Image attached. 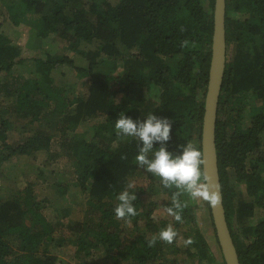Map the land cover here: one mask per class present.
I'll list each match as a JSON object with an SVG mask.
<instances>
[{
  "label": "trees",
  "instance_id": "trees-1",
  "mask_svg": "<svg viewBox=\"0 0 264 264\" xmlns=\"http://www.w3.org/2000/svg\"><path fill=\"white\" fill-rule=\"evenodd\" d=\"M5 2L9 16L8 24L0 23V162L41 152L50 157L54 133H64L61 147L75 163L78 194L90 199L82 210L80 232L70 240L76 262L69 264L98 259L113 264H226L222 252L218 261L199 227L197 201L186 194L180 197L187 203L183 223L172 216L158 219L155 213L171 206L176 189L163 187L159 177L140 169L135 157L142 143L115 129L121 113L135 121L155 114L172 123L171 139L164 146L173 155L182 154L181 146L187 143L203 152L216 0H210V14L203 0ZM25 24L35 29L39 50L31 58L36 70L30 78L15 72L30 59L1 30ZM227 35L229 50L231 42L235 47L227 63L217 124L222 189L241 263L264 264V0H227ZM250 42L257 46V67L248 70ZM58 71L65 79L69 71L82 81L87 95L58 85ZM248 99L252 106L246 122L241 113ZM11 116L29 119L33 129L37 124L36 132L29 128L10 142ZM88 120L89 133L80 135L79 128ZM159 147L154 144V149ZM143 171L148 183H138L136 176ZM133 182L135 188L129 191L136 192L137 215L126 223L116 218L114 208L118 195ZM149 192L162 198L147 202ZM49 201L40 198L32 184L21 185L16 193L0 186V264H60L50 252L64 244L60 233L68 216L62 213L51 220L44 212ZM204 206L215 229L211 207L207 202ZM61 209L70 215L68 207ZM258 209L262 214L252 224ZM169 224L179 234L177 241L169 245L157 240L148 247L146 239ZM126 225L131 232H125ZM183 236L194 243L180 245Z\"/></svg>",
  "mask_w": 264,
  "mask_h": 264
},
{
  "label": "rangeland",
  "instance_id": "rangeland-1",
  "mask_svg": "<svg viewBox=\"0 0 264 264\" xmlns=\"http://www.w3.org/2000/svg\"><path fill=\"white\" fill-rule=\"evenodd\" d=\"M1 4V1H0ZM204 7L207 13L212 12L210 0H203ZM5 4L0 6V14H4V17H8L9 13L5 10ZM4 10V11H2ZM237 17V15H234ZM3 18V16H2ZM0 15V23L3 25L4 20ZM1 30L4 31L5 34L11 36L13 40L18 43V45L23 50V57L28 58L27 63L20 64L15 67V72L17 75L25 74V78L33 77L34 71L36 70L34 63L31 58H35L37 54H39V50L35 47L36 43V31L32 28V26H2ZM235 44L233 42L230 43V50L228 44V61L231 60V52ZM255 44L248 43V56L246 59V67L248 70H251L252 66L256 68V53H255ZM264 52V50H262ZM256 66V67H255ZM54 77L58 85L66 86L69 92H78L81 96H86L88 89L82 85V81L75 80L72 74L67 71L66 79L62 76L61 71L54 73ZM1 75V74H0ZM1 77V76H0ZM154 95L156 94V90H153ZM5 99V97H3ZM201 98V97H199ZM249 101V103H248ZM246 103V108L241 113L242 120L248 122L249 117V109L252 106L250 103V99H248ZM234 116H239L233 113ZM95 120H103L102 118H94ZM93 121V122H94ZM93 124V123H92ZM9 125V138L10 142L17 141L21 138L20 132H24L29 128L36 132V128L38 125L36 124L34 129L30 124L29 119H20L17 120V117L11 116L8 121ZM90 126V127H89ZM89 127V128H88ZM91 128V122L88 120L86 124H82L79 128L80 135L89 133ZM54 133V132H53ZM55 140L53 143L52 151L50 157H48L47 152H41L38 156H25V155H17L12 157L9 161H1L0 162V186H3L7 190L13 191L16 193L19 191L21 185H29L32 184L39 194L40 198L49 199L50 201L47 203V207L45 209L46 215L51 220H58L62 217V213H64L66 219V226L61 231V235L65 237L64 244L61 246H55L54 249L50 252L55 254L58 258L60 264H69L76 262V252L75 246L70 243L71 239L77 237L78 232L81 229V221L83 219L82 210L85 206H87L89 202V198L86 197L85 194H78L79 187L76 186V176H75V163L71 159V157L66 154L61 144L64 140L61 137H66L64 133L61 131L54 133ZM61 154V155H60ZM64 154V155H62ZM136 178H139L138 183H148L149 177L148 174L140 172ZM24 187V186H23ZM67 188V189H66ZM242 189V186H241ZM158 192V191H157ZM147 202L152 200H159L162 198V195L159 194L157 196H151L149 192L145 196ZM197 203L200 205L196 209L197 211V219L199 220V227H201L202 232L207 238L208 242L211 244V247L214 253L217 255L218 261L221 260V252L220 244L218 241L216 228L214 229L212 226V221L210 220L207 208L204 206L205 201L199 200ZM68 207L70 211V215H67L63 209ZM58 208L61 210L59 211ZM158 219L167 218L169 215L163 209L157 211L155 213ZM262 214V210H256V214L254 219L252 220V224H256ZM248 223H251V219H249ZM236 225L239 227L237 220ZM132 227L130 225H126L125 232H131ZM186 238L183 236L180 245L184 246L183 241ZM15 244V242L13 243ZM185 247V246H184ZM41 249V248H40ZM40 249H33L34 251L40 252ZM94 261V260H93ZM92 261V262H93ZM96 262L92 264H113L111 261H102L100 259L95 260ZM197 264V261L195 262ZM194 262H190L189 264H195ZM217 263V262H216ZM85 264V263H84Z\"/></svg>",
  "mask_w": 264,
  "mask_h": 264
},
{
  "label": "clouds",
  "instance_id": "clouds-1",
  "mask_svg": "<svg viewBox=\"0 0 264 264\" xmlns=\"http://www.w3.org/2000/svg\"><path fill=\"white\" fill-rule=\"evenodd\" d=\"M115 129L118 135L132 137L142 143L135 161L140 169L146 170L154 177H159L163 187L175 188L173 192L171 206L166 211L175 221L183 223V209L187 207L186 202H182L180 197L186 194L191 200H203L213 209L219 208L222 204V194L218 184L214 183L208 174V160L204 152L194 146L193 143L182 145V154L173 155L166 146L171 139L172 123L167 118H159L155 114H150L144 121H135L130 117L120 114L115 121ZM160 143L159 149H154V144ZM126 159V157H122ZM135 184L129 183L117 199L118 204L114 208L115 216L118 220L130 222L131 217L137 215L134 201L137 200L134 189ZM178 232L169 224L162 229L158 236L146 239L148 247H154L157 240L169 245L177 241ZM188 247L194 243L191 237L183 241Z\"/></svg>",
  "mask_w": 264,
  "mask_h": 264
},
{
  "label": "water",
  "instance_id": "water-1",
  "mask_svg": "<svg viewBox=\"0 0 264 264\" xmlns=\"http://www.w3.org/2000/svg\"><path fill=\"white\" fill-rule=\"evenodd\" d=\"M228 53L227 0H216L212 60L205 100L202 147L208 160V174L212 181L219 185L222 194L221 206L216 209L211 208L220 248L226 264H242L227 218L217 148L218 114L228 63Z\"/></svg>",
  "mask_w": 264,
  "mask_h": 264
},
{
  "label": "crops",
  "instance_id": "crops-1",
  "mask_svg": "<svg viewBox=\"0 0 264 264\" xmlns=\"http://www.w3.org/2000/svg\"><path fill=\"white\" fill-rule=\"evenodd\" d=\"M1 1V4H0V6L2 5H4L5 4V7H6V9L5 10H7V9H9L8 8V6H7V4H6V2H5V0H0ZM2 11H4V10H2ZM0 15H2V14H0ZM3 16V15H2ZM6 20H7V18L6 19H4V22L3 23H6V24H8V22H6ZM21 26H28V25H21ZM19 28V27H18Z\"/></svg>",
  "mask_w": 264,
  "mask_h": 264
}]
</instances>
